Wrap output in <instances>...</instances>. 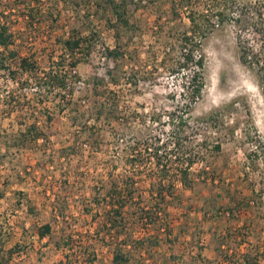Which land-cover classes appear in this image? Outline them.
<instances>
[{
	"label": "trees",
	"instance_id": "16d2710c",
	"mask_svg": "<svg viewBox=\"0 0 264 264\" xmlns=\"http://www.w3.org/2000/svg\"><path fill=\"white\" fill-rule=\"evenodd\" d=\"M31 3L32 0H0V75L6 73L18 91V94L9 92L5 105L16 113L20 125H23L8 135L0 128V165L8 152L17 153L46 137L38 126L37 117L32 116L31 120L20 118V113L31 106L40 109L49 103H58V110L68 112L77 136L86 135L83 139L87 143L94 133L100 138L95 131H100L102 125H113L118 128L117 134L123 135L133 123L140 122L144 130L133 135L125 148L129 151L127 164L141 169L140 177L147 188L142 190L132 176L120 178L121 184L119 180L114 181V187L104 195L107 209L103 211L101 226L108 234L115 231L116 239H119L125 222L133 218L144 225L141 228L147 236L136 238L131 233L126 234L115 244L110 264H128L132 250L144 248L149 251L160 246L162 241L170 248L179 232L173 235L169 224L162 218L170 204H180L184 198L177 193L178 183L183 189H192L193 166L206 162L210 155L208 151L213 157L221 151L219 140L208 150L207 138H198L202 135L198 128L203 121L218 126L219 118H222L221 108L213 109L205 117L191 116L205 87L204 42L216 30L234 27L240 62L255 72L264 97V0H52L53 12ZM147 7L155 13L152 31L159 48L154 50L153 43L147 44L144 52L156 64H151L150 70H142L137 64L140 52L135 46L130 48V44L142 30V21L134 18L133 13ZM66 12L67 19H64ZM176 19L178 22L175 23ZM44 23L49 39L53 40L51 52L44 58L47 62L45 68L29 48L22 52L24 44L32 43ZM249 30L251 38L245 36ZM106 33H111L112 45L105 44ZM97 47L104 61L103 72L80 76L77 66L88 62ZM158 57L160 60L156 61ZM165 71L167 76L179 81L177 88H171L164 95L160 107L154 106L147 115L124 104L126 96L137 93L141 82H150L153 73L162 75ZM32 85L36 98H29L26 93ZM78 85H83L85 94L75 98ZM125 89L130 91L128 95ZM234 103L232 101L223 108L229 109ZM52 118L48 112L46 122ZM154 124L158 125L156 131L153 130ZM231 131L234 132V127ZM147 166L149 170H142ZM244 174L247 177L246 171ZM261 191L252 190L258 198L254 200L253 196L249 198L227 186L223 193L218 192L216 198L202 204L203 215L211 212L227 224L225 234H212L217 245L214 248L216 259L211 264H259L256 250L252 254L249 248L237 256V250L230 248V241H237V245L247 241L250 235L246 232L254 229L252 218L259 212L255 207L263 206ZM220 197H226V206L216 207ZM94 202L101 204L96 198ZM149 226L156 227L157 232L148 234ZM51 231V223H45L39 226L36 234L43 239ZM127 239H131L132 246L125 250ZM2 252L0 244V264H9L10 257L18 253L9 249L5 257ZM196 256L203 264L207 263L199 252ZM86 257L89 263L93 262V253Z\"/></svg>",
	"mask_w": 264,
	"mask_h": 264
},
{
	"label": "rangeland",
	"instance_id": "374dc122",
	"mask_svg": "<svg viewBox=\"0 0 264 264\" xmlns=\"http://www.w3.org/2000/svg\"><path fill=\"white\" fill-rule=\"evenodd\" d=\"M51 3L52 0H32L31 4L53 12L55 7ZM133 14L134 18L142 21V30L141 35L131 41L130 48H138L140 57L137 64L141 69L150 70L151 64L156 62L144 50L150 43L154 44V50L159 48L152 31L155 13L147 7ZM67 15L66 12L64 19H67ZM43 26L32 43L24 44L22 52L29 48L42 61L41 67L45 68L47 62L44 58L51 52L53 40L47 35L46 23ZM245 36L251 38L250 30L245 32ZM103 40L105 44L112 45L111 33L104 34ZM97 48L88 62L77 66L76 71L80 76L103 72L101 67L104 61ZM203 48L206 55L205 87L191 116L205 117L213 109L221 108L222 118H219L218 126L203 121L198 128L202 133L198 138H207L208 150L219 140L221 151L214 157L208 151L210 155L206 157V162L193 166L192 189H183L178 183L177 193L184 195V198L180 204H170L162 218L169 224L173 235L179 232L173 245L169 248L162 241L160 246H154L149 251L134 249L128 264H203L196 256L198 252L206 258V264H211L216 259L214 248L217 245L212 234H225L227 224L211 212L203 215L200 208L206 200L216 198L218 192L223 193V188L227 186L249 198L253 196L254 200L258 198L252 194V190L258 193L262 190L263 206L255 207L259 212L254 214L251 222L254 229L246 232L250 236L245 243L237 245V241H230V248L237 250V256L249 248L252 254L256 250V259L259 264H264V97L255 72L240 62L234 27L228 26L211 33ZM178 81L175 77L167 76L166 71L162 75L153 73L150 82L139 84L137 93L128 95L130 91L125 89L128 96L124 104L136 108L138 113L150 115L154 106H161L164 95L171 88H177ZM32 86L26 93L29 98H36L35 86ZM16 88L6 73L0 75V128L6 130V135L23 128L16 113L9 111L5 105L9 92H15ZM84 90L83 85H78L74 97H83ZM232 101L235 103L229 109L223 108ZM58 108V103L54 102L40 109L35 106L24 109L20 118L31 120L32 116L37 117L38 126L44 130L46 137L24 150L12 154L8 152L3 157L0 165L2 255L8 256L9 249L13 253L18 252L12 253L9 264H110L115 244L126 234L131 233L136 238L147 236V232L144 233L141 228L144 225L133 218L125 222L123 231L119 229L122 231L119 239H116L115 231L108 234L101 226L103 211L107 209L104 195L114 187V181L119 180L121 184L120 178L132 176L138 180L142 190L147 188L140 177L141 169L127 164L129 151L125 148L126 142L144 128L140 122H136L126 134L120 135L117 134V127L102 125L100 131H95L100 138L94 133L87 143L83 139L86 135L77 136L68 112H61ZM225 110H228L227 113H224ZM48 112L53 118L46 122ZM157 126L154 124V131L158 130ZM232 127L234 132L231 131ZM94 140L96 142L90 144ZM149 168L147 166L142 170ZM94 198L100 200L101 204L94 202ZM226 204V197H220L216 207ZM45 223H51V234L39 239L36 232ZM148 229V234L157 232L156 227L149 226ZM127 240L125 250L132 246L131 239ZM91 253L94 259L89 263L86 256Z\"/></svg>",
	"mask_w": 264,
	"mask_h": 264
}]
</instances>
